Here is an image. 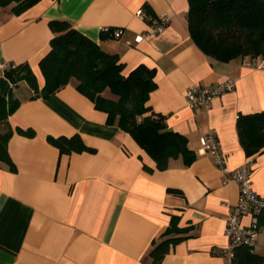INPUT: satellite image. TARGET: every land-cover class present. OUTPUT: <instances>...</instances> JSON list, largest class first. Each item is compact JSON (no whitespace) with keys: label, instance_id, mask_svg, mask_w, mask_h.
Wrapping results in <instances>:
<instances>
[{"label":"crops","instance_id":"obj_1","mask_svg":"<svg viewBox=\"0 0 264 264\" xmlns=\"http://www.w3.org/2000/svg\"><path fill=\"white\" fill-rule=\"evenodd\" d=\"M188 8V0H39L18 15L0 7V61L26 63L40 87L39 62L54 36L51 20L69 21L116 53L124 74L140 63L155 68L148 104L166 116L168 128L187 137L196 154L189 165L178 157L156 169L129 133L107 123L106 114L77 90L76 78L48 97H33L26 81L13 84L0 69V95L20 101L8 117L15 169L0 163V264H151V243L172 214L191 228L159 264H233L213 249L228 243L226 219L240 187L223 182L227 174L200 151V137L216 132L229 169L250 160L251 187L264 197V151L247 157L237 131L240 114L264 110V62L221 61L204 53L190 36ZM139 9L166 13L170 20L162 32L138 41L148 25ZM106 27L121 28V35L114 37ZM227 78L235 80L234 89L216 95L208 110L187 105L185 91L192 84ZM17 127L34 135L20 134ZM74 134L94 150L60 153L48 140ZM143 163L155 169L148 172ZM241 221L248 224L251 216ZM260 235L258 251L264 252V230Z\"/></svg>","mask_w":264,"mask_h":264},{"label":"trees","instance_id":"obj_2","mask_svg":"<svg viewBox=\"0 0 264 264\" xmlns=\"http://www.w3.org/2000/svg\"><path fill=\"white\" fill-rule=\"evenodd\" d=\"M39 0H0V7L21 14ZM187 26L192 40L212 58L229 61L237 57L264 58V0H188ZM54 33L50 50L40 60L44 79L40 87L35 73L26 64L4 70L5 76L16 84L24 80L32 88L33 97H48L77 79V90L89 98L94 107L106 114V122L116 124L137 142L151 157L155 168L164 170L169 160L181 157L191 164L196 154L188 146L187 137L168 128L166 116L148 104L156 88L155 68L138 64L124 74L123 63L116 53L103 50L96 42L79 32L69 21L51 20ZM112 30L111 28H109ZM108 91L111 96L104 95ZM19 99L0 95V163L9 169L15 166L8 152V140L13 133L8 117L19 106ZM18 133L33 136V129L17 127ZM240 143L249 158L264 151V110L240 114L237 119ZM60 153L93 151L78 134L48 136ZM152 168L143 163L148 172ZM169 191L180 193L177 189ZM257 227L264 230V207L257 213ZM180 216L172 214L169 225L153 239L149 250L151 264H159L177 243L187 237L190 226L179 225ZM254 247H234L233 264H264V252Z\"/></svg>","mask_w":264,"mask_h":264},{"label":"built area","instance_id":"obj_3","mask_svg":"<svg viewBox=\"0 0 264 264\" xmlns=\"http://www.w3.org/2000/svg\"><path fill=\"white\" fill-rule=\"evenodd\" d=\"M137 14L144 17L147 22L145 33L138 35L136 39L141 40L145 34L160 33L170 20L166 13L149 15L143 9H139ZM104 30H109L106 27ZM114 37L121 35V28L111 30ZM15 66L13 63L0 61V69L6 70ZM235 87V80L227 78L214 85L192 84L185 91L187 105L195 111L208 110L211 107L212 99L219 94L230 91ZM200 151L211 156L213 163L224 174H227L223 182L234 180L239 184L240 195L238 201L231 205L226 219L225 233L228 243L225 247H215L213 253L220 254L232 259L234 247L237 245H247L255 247L258 243L260 230L257 227L256 213L264 207V197L258 195L251 187V161L236 169H229L226 164V157L220 149L219 139L214 130H209L200 137ZM243 215H250L251 221L244 224L241 221Z\"/></svg>","mask_w":264,"mask_h":264},{"label":"rangeland","instance_id":"obj_4","mask_svg":"<svg viewBox=\"0 0 264 264\" xmlns=\"http://www.w3.org/2000/svg\"><path fill=\"white\" fill-rule=\"evenodd\" d=\"M250 61H252V62H256V63H258V62H264V58H260V57H251V56H246ZM260 238H261V235H260ZM259 245L257 246H255L253 249L256 251V252H259L258 250H259Z\"/></svg>","mask_w":264,"mask_h":264}]
</instances>
